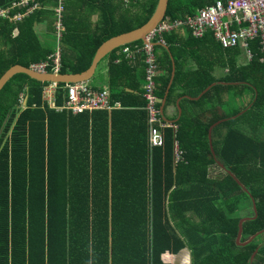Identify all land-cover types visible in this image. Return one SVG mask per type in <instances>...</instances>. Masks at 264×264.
Instances as JSON below:
<instances>
[{"label": "trees", "instance_id": "trees-1", "mask_svg": "<svg viewBox=\"0 0 264 264\" xmlns=\"http://www.w3.org/2000/svg\"><path fill=\"white\" fill-rule=\"evenodd\" d=\"M18 1L0 0V8L24 12L32 3L13 5ZM93 1L101 11L96 25L84 29L87 17L64 9L61 38L54 33L57 0H34L37 7L18 20L0 15V76L13 64L46 59L57 46L59 72H81L102 41L143 24L157 2L131 0L122 7L121 1ZM214 1L168 0L164 18H185ZM39 22L46 23L48 42L34 29ZM182 28L163 32L164 43L153 40L154 49L174 58L168 99L183 69L174 46L182 45L175 38ZM203 37L214 39L211 32ZM134 43L141 40L128 44ZM249 43L252 56L241 63L239 47L219 43L222 51L211 52L208 65L225 68L216 78L198 57L189 75L199 91L218 82L192 101L195 115H182L176 129L162 128L164 142L152 148L151 161L141 54L135 63L116 61L118 48L105 56L110 100L120 104L111 109L73 114L49 107L42 99L46 81L12 75L0 89V264H187L164 258L186 245L191 260L182 259L188 264H264V239H258L264 233V49L257 40ZM170 69L157 78L158 97ZM64 84L58 83L57 105L65 99ZM93 114L98 129L89 131ZM79 117L84 127L76 130ZM174 144L181 151L177 160ZM253 204L255 212L239 214ZM185 210L196 220L181 236L173 216L184 223ZM122 229L128 241L118 251Z\"/></svg>", "mask_w": 264, "mask_h": 264}, {"label": "built area", "instance_id": "built-area-1", "mask_svg": "<svg viewBox=\"0 0 264 264\" xmlns=\"http://www.w3.org/2000/svg\"><path fill=\"white\" fill-rule=\"evenodd\" d=\"M29 1H32V3L26 7L24 12L9 14V8H0V15L11 20H18L37 7L38 2H33L34 0H19L13 3V5H26ZM57 1L58 4L54 8V14L56 16V36L59 38L63 29L61 24L63 0ZM177 25L188 28L194 37H202L206 32H211L222 47L240 46L243 51H246L251 56L252 52L249 43L251 40H257L261 49H264V0H215L185 18L176 19L175 21L163 18L145 36L144 41L140 45H134L132 48L130 46L123 48L128 57H133L135 52L144 54L145 83L143 96L145 97L144 108L147 111L149 124L148 143L150 147L163 145L164 135L161 128L165 125L161 118L158 98L155 94V77L158 71L155 64L152 41L156 36L159 37V42L163 41L160 38L162 33ZM60 66V49L57 46L54 52L46 59L33 62L29 67L37 72L59 73ZM63 87L65 89V99L61 105H57L55 103V93L58 83L54 81L46 82L42 88V99L48 106L55 109H66L75 114L86 110L111 109L120 105L119 102H111L110 92L107 87L97 89L85 81L65 83ZM174 155L175 159H178L179 152L176 144Z\"/></svg>", "mask_w": 264, "mask_h": 264}, {"label": "crops", "instance_id": "crops-1", "mask_svg": "<svg viewBox=\"0 0 264 264\" xmlns=\"http://www.w3.org/2000/svg\"><path fill=\"white\" fill-rule=\"evenodd\" d=\"M115 1L116 2L121 1L122 7L128 6L131 2V0H115ZM65 2L67 3V6H65ZM57 4H58V1H57ZM56 5L54 6V8L56 7ZM52 7H53V5L51 6V8ZM54 8H53V11H54ZM64 9L66 10L67 13H73L75 18L76 17H80V18L87 17V18H85V20H83L84 23H81L83 25L84 29H86V26L88 24H89V27H94L96 25V23L98 22L99 17H100V13H101L99 8L97 7V3H94L93 0H64L63 1V14H64ZM53 15H55V14H53ZM54 21H56V17H55ZM61 24L63 27V29H62V31H63L64 30L63 19L61 20ZM185 28H182L175 35V38L178 39L176 41H180L182 43V45H180V44H178V42H174V46H175V50L177 52H180L178 59L182 65L183 69H182L181 74L179 75V77L176 81V86L172 90L169 99H168V93H169L171 85L174 82V74H175L174 58L170 53L165 55L164 52L162 51V49H160V48L154 49V47H153L154 42L152 41V48H153V53H154V57H155V64H156L157 71H158V74L155 77L156 88L158 85L157 78L160 75H161L160 77H166L167 72H169L168 68L170 69V67H171L170 73H169L170 76H169L168 83L166 85L164 94L161 97H158L157 95L156 96H157V98L163 99V103L159 102V100H158V102L160 103L159 109H160V113H161V118H162L163 122L165 123V125L163 127L169 126V127H172L173 129L177 128V120L182 115L190 117L192 115H195L196 112H198V105H196L192 101L196 100L204 92V89H206V88H204L201 91H199V84L200 83H195L189 75L191 71H193L194 69H196L198 67V62H197L198 57L199 56L203 57V64L207 65L208 70H209L208 76L212 74L216 78V77L221 76L225 71V68L221 69V67H219V66H215L214 68H212V70H211V66H208L209 65V59L211 60V57H212L211 52L220 53L224 47L221 46L222 47V49H221L218 41L215 38L211 39L209 37H203V38L194 37L190 33L189 29L188 28L185 29ZM34 29L37 32V34H38V36L42 42H48L47 40H49V31L47 30L45 22L37 23L35 25ZM129 30H131V29H129ZM129 30H127V31H129ZM54 33L56 34L55 29H54ZM60 38H61V36H60ZM160 38L162 39V37H160ZM198 38H201V39H198ZM160 42L164 43V41H160ZM141 43H142V40H141ZM141 43L122 44V45L116 47V48H118V50H117L118 56L115 60L118 61L119 59L124 57L128 61L135 63V61L137 60L136 59L137 55L141 54L142 55V61L144 64L143 69H144V83H145V62L143 59L144 54H142L140 52H135V55L133 57H128L123 50V48L126 46H130L132 48V47H134V45H140ZM239 48L243 52V49L241 47H239ZM105 56L99 60V62L96 65L95 71H94L93 75L91 76V78L94 76L95 81H96V83L91 84V86L94 88H97V89L105 88V87H107L109 89V85H108V82H109V77H108L109 61L108 60H109V58L105 57ZM101 61H102V63L100 65ZM238 62L241 63L240 60H238ZM99 65H100V67H99ZM186 73H188V74H186ZM217 82L218 81H214L211 84H215ZM144 83H143V86H144ZM210 85H208V86H210ZM156 88H155V94H156ZM182 90H184L185 93H183ZM116 102H118V101H116ZM94 110H96V109H94ZM90 111H92V110H90ZM79 118L81 119V121H80V119L76 118L77 119V121L75 123V129L76 130H80L81 128L84 127V126H81V124L83 123L82 120H84V119H82L81 117H79ZM88 123L90 124V126H92L89 128V131H92V130L96 131L98 129V123H99V119H98L97 115L93 114L92 119L91 118L88 119ZM147 125H148V131H149L148 121H147ZM91 128H93V129L91 130ZM162 128H161V130H162ZM211 131H212V128L210 130V134H211ZM162 133H163V130H162ZM254 133H255V130H253L251 132V135L252 134L254 135ZM163 135H164V133H163ZM147 141H148V133H147ZM209 143H210V141H209ZM123 146L124 145H122V147ZM152 148H154V147H150V145L148 143V149H149V155H150L149 160L150 161H151V157H152V151H151ZM177 149H178V147H177ZM174 150H175V144H174ZM178 152H179V157H178V159H179L181 151L178 150ZM173 156L175 159L174 152H173ZM175 160H177V159H175ZM126 161H128V160H126ZM121 164L122 165L125 164L124 159L121 162ZM126 164H128V163L126 162ZM213 176H216V175L213 174ZM253 210H254L253 206L247 207L246 209L240 211L239 214H242V215L249 214V213L253 212ZM172 212L174 214V210ZM185 212L187 213V217L189 218L186 221H184V223H186V224L178 221L177 219H174V216H173V221H174V226L176 228V232L181 236H184V234H186V232H187L186 228L189 225L188 222L193 223V220L194 219L196 220V216H195V213L193 211L185 210ZM254 212H255V210H254ZM241 219L243 221V218H241ZM241 227H242V223H241ZM123 231H124V229H122V232L120 230L121 235L119 237H117L116 238L117 241H115V242H117L116 248L118 251L120 248L121 249L124 248L127 241H128L127 237H125L122 234ZM240 234H241V232H240ZM236 237H237V235H236ZM239 238H240V236H239ZM239 238H238V241H239ZM235 240H236V238H235ZM119 241H121L122 244H120ZM238 241L236 240V242H238ZM114 250H115V244H114ZM208 251L209 250H207L205 252V254H208ZM202 256L203 255H201V257ZM184 257H187L189 261L191 260V250L187 245L175 253L167 252L164 256L165 259L170 260L171 262H174V261L177 262L178 261L179 263H186V262L189 263V261H183L182 258H184Z\"/></svg>", "mask_w": 264, "mask_h": 264}, {"label": "water", "instance_id": "water-1", "mask_svg": "<svg viewBox=\"0 0 264 264\" xmlns=\"http://www.w3.org/2000/svg\"><path fill=\"white\" fill-rule=\"evenodd\" d=\"M167 3H168V0H157L152 14L143 24L129 31H125V32H121L119 34L113 35L105 39L104 41H102L100 45L97 47V49L95 50L90 65L85 70L81 72H76V73L37 72V71L32 70L30 67H26L21 64H13L1 74L0 89L7 82V80L15 73H25L31 78L37 79L39 81H56L59 83L60 82L70 83V82L89 80L95 71L97 63L107 53H109L110 51H112L113 49H115L116 47L122 44H126V43L139 40V39L144 41L146 34L152 31L157 26V24L164 18L165 11L167 8ZM207 88H209V86L206 87V89ZM206 89H204V91ZM158 100L159 102L163 103L162 98H158ZM25 102H26V99L24 98L22 100V104L24 105ZM213 126L214 124H211L208 130L210 148L212 147L211 140H210V135H211L210 130ZM253 207L255 210L254 204H253ZM241 223H242V219L238 223V231H237V237H236L237 241H238V238L241 232ZM253 254L251 255L250 258L253 257Z\"/></svg>", "mask_w": 264, "mask_h": 264}, {"label": "rangeland", "instance_id": "rangeland-1", "mask_svg": "<svg viewBox=\"0 0 264 264\" xmlns=\"http://www.w3.org/2000/svg\"><path fill=\"white\" fill-rule=\"evenodd\" d=\"M148 34V33H147ZM146 34V35H147ZM259 43V42H258ZM126 44H128V43H126ZM260 45V44H259ZM237 47H240V46H237ZM252 52V51H251ZM252 56V55H251ZM251 56L248 54V53H246V51H241V56L239 57V60L241 61V62H245L246 61V59H250L251 58ZM101 63H102V61L100 62V65H101ZM100 65H99V67H100ZM46 82H50V81H46ZM57 83H59V82H57ZM71 83V82H70ZM87 83L88 84H95L96 83V81H95V78H94V76L90 79V80H88L87 81ZM217 171V170H216ZM216 173V172H215ZM217 174V173H216ZM258 239L259 240H261V239H264V233L262 234V235H260V236H258Z\"/></svg>", "mask_w": 264, "mask_h": 264}, {"label": "bare ground", "instance_id": "bare-ground-1", "mask_svg": "<svg viewBox=\"0 0 264 264\" xmlns=\"http://www.w3.org/2000/svg\"><path fill=\"white\" fill-rule=\"evenodd\" d=\"M211 4V3H210ZM60 73V72H59ZM54 82H56V81H54ZM86 82V81H85Z\"/></svg>", "mask_w": 264, "mask_h": 264}]
</instances>
